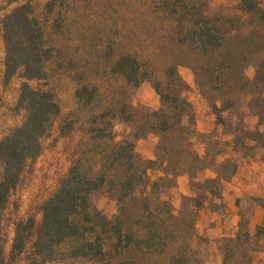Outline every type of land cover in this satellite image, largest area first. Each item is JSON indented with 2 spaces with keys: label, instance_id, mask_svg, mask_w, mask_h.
I'll list each match as a JSON object with an SVG mask.
<instances>
[{
  "label": "rangeland",
  "instance_id": "rangeland-1",
  "mask_svg": "<svg viewBox=\"0 0 264 264\" xmlns=\"http://www.w3.org/2000/svg\"><path fill=\"white\" fill-rule=\"evenodd\" d=\"M204 1L206 15H221L234 21L232 29L239 37L230 38L229 43L238 44L236 41L240 40L243 54L239 64L245 77L253 79L264 61V0H251V5L258 8L250 12L241 9L242 0ZM22 4L32 7L42 24L46 47L51 48L43 78L28 81V85L49 91L59 106V114L49 135L41 140L40 155L26 165L19 183L8 196L1 217L4 264H34L31 245L35 231L24 253L10 259L16 223L30 217L35 219L36 226L40 223L42 204L58 189L80 153L91 145L88 135L91 115L111 112L108 118L114 124L115 140L130 139L133 125L123 123L122 119L130 115L139 122L142 112L162 107L154 90L156 83L160 93L168 97L164 106L175 127V135L183 133L198 155L209 154L206 169L180 175L160 192L161 199L170 202L168 208L176 216L171 226L179 227L177 242L158 254L144 255L131 247L116 257L107 249L97 259L76 260L71 264H213L214 259L208 253L210 243L196 235L199 210L206 203L214 210L220 207L217 203L224 185L219 178L229 176L238 153H264V136L257 138L254 148L242 145V141L250 143L246 133L260 126L255 109L249 107L248 90H215L206 75L207 59L193 53V40L178 35L153 0H0V142L26 116L18 105L24 83L22 71L10 79L5 77L1 26L2 18ZM122 55L135 58L151 80L143 81L136 88L130 87L114 71V63ZM83 85L95 92L91 105L85 108L75 97V91ZM175 97L186 103L182 112L174 109ZM123 108L125 114L121 113ZM159 142L158 135H147L135 142V151L144 160L156 159L160 155ZM150 152L153 159L146 158ZM94 163L90 164L96 166ZM2 172L0 162V180ZM159 175L156 170L148 172L150 181ZM215 176H219L216 182H210ZM94 203L107 218L117 213L118 205L106 188L98 192ZM237 203H242L239 241L220 240L223 264H251L250 253L262 247L258 240L263 231L258 227L251 229L249 220L253 204H263L264 200L238 199Z\"/></svg>",
  "mask_w": 264,
  "mask_h": 264
},
{
  "label": "trees",
  "instance_id": "trees-1",
  "mask_svg": "<svg viewBox=\"0 0 264 264\" xmlns=\"http://www.w3.org/2000/svg\"><path fill=\"white\" fill-rule=\"evenodd\" d=\"M153 3L178 35L193 40V53L207 59L206 75L213 88L219 92L232 88L248 90L251 96L249 107L255 109L259 125L264 126V61L258 66L253 79L245 77L239 64L243 54L240 40L236 41L238 44L229 43L230 38L239 37L232 29L234 21L221 15H206L204 0H153ZM251 3V0H242L241 9L247 12L256 10L258 7ZM1 26L5 77L10 79L22 71L24 83L20 88L18 105L26 112L22 124L0 142L3 167L0 180V264H4L2 213L24 168L40 155L41 140L51 132L59 106L49 91L33 89L28 85V81L43 78L51 51L46 47L42 24L35 17L32 7L29 4L15 7L2 18ZM114 71L132 88L151 80L131 55L120 56L114 63ZM154 90L162 103L160 109L142 112L139 122H135L130 115L122 119L123 123L133 125L130 139L115 140L114 124L108 118L111 112L91 115L88 130L91 145L80 153L58 189L42 204L40 223L36 226L32 217L16 223L10 259L24 253L34 231L31 245L34 264L49 261L71 264L76 260H94L103 256L107 249L119 257L131 247L141 250L144 255L158 254L169 244L177 242L179 227L176 224L171 226L176 216L168 208L167 203L170 202L161 199L160 192L172 185L178 176L206 169L209 154L198 155L183 133L175 135V127L164 106L168 97L160 93L158 83L154 85ZM94 93L93 88L83 85L75 91V97L85 108L91 105ZM173 100L174 109L182 112L181 108L186 103L180 102L178 97ZM121 113L125 114L124 108ZM150 134L160 137V155L153 160H144L136 153L135 142ZM263 136L259 129L246 133V140L254 145L244 141L242 145L254 148L257 138ZM91 162H95L96 166H92ZM150 170L160 172L153 181L148 178ZM235 170L236 164L227 178L220 176V183L230 179ZM218 177L209 181L216 182ZM104 188L118 205L113 218H107L94 203L96 195ZM181 230L187 231L184 228ZM244 234L249 236L247 231ZM233 240L239 241V234Z\"/></svg>",
  "mask_w": 264,
  "mask_h": 264
},
{
  "label": "crops",
  "instance_id": "crops-1",
  "mask_svg": "<svg viewBox=\"0 0 264 264\" xmlns=\"http://www.w3.org/2000/svg\"><path fill=\"white\" fill-rule=\"evenodd\" d=\"M263 132L264 127L259 126ZM250 145H254L250 142ZM264 154L263 152L245 155L243 152L236 155V170L230 179L221 181L224 190L218 198L217 210L211 209L206 203L196 222V235L205 238L210 243L209 257L214 259L213 264H223L224 250L221 249L220 240L235 239L239 234L242 203L237 200L252 199L255 202L264 200ZM147 159H153V153L146 154ZM216 177V176H215ZM213 177V178H215ZM182 192V186L177 183ZM249 226L263 231L259 238L262 246L250 253L251 264H264V203H254L250 214ZM251 236L253 233L251 231Z\"/></svg>",
  "mask_w": 264,
  "mask_h": 264
}]
</instances>
